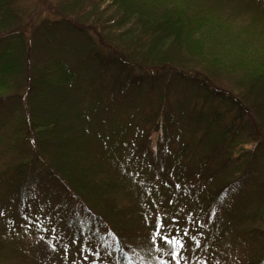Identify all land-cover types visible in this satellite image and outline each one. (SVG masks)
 Instances as JSON below:
<instances>
[{
    "label": "rangeland",
    "instance_id": "rangeland-1",
    "mask_svg": "<svg viewBox=\"0 0 264 264\" xmlns=\"http://www.w3.org/2000/svg\"><path fill=\"white\" fill-rule=\"evenodd\" d=\"M11 6L21 26L0 35V63L19 61L0 98V233L22 237L29 264H264V230L255 228L264 224L251 214L264 208V143L245 144L241 153L233 147L226 161L202 130L211 116L201 115L214 107L222 116L213 132L233 121L232 133L243 140L248 129L225 100L203 98L185 54L170 50L173 64L153 67L151 33L136 20L120 26L122 16L103 0ZM57 60L75 75L69 84L47 85L42 76ZM31 116L45 119L55 136L35 134ZM57 140L85 146L113 176L124 169L144 182L146 221L160 219L157 228L138 238L96 229L41 158L54 155ZM161 211L197 212L201 223L189 229L188 220L170 238L177 227Z\"/></svg>",
    "mask_w": 264,
    "mask_h": 264
},
{
    "label": "trees",
    "instance_id": "trees-1",
    "mask_svg": "<svg viewBox=\"0 0 264 264\" xmlns=\"http://www.w3.org/2000/svg\"><path fill=\"white\" fill-rule=\"evenodd\" d=\"M103 2L110 4L122 16L120 26L136 20L143 25L144 31L151 33L154 40L150 50L155 59L151 62L153 67L173 64L174 56L168 51H182L188 65L193 63L191 68L203 98L223 99L228 105L226 110H234L238 124L248 129L243 134V140L236 132L232 133L236 128L233 121L228 126L219 127L217 131L211 130L214 124L219 126L216 124L218 117L214 107H210L209 113L201 115V118L211 116V121L202 130L211 134L212 145L220 147L217 150L220 149L226 161L232 160L230 149L233 147V151L241 153L248 149L245 144L264 143V0ZM20 26L11 0H0V35L19 32ZM152 50L155 51L154 56ZM10 53L11 49L3 56ZM18 64L16 59H5L0 63V98L10 90L9 76L16 74ZM181 74L183 77H190L182 71ZM74 75L64 61L57 60L43 74L42 81L47 85L63 86L69 84ZM31 119L35 134L45 138L55 136L52 126L42 122L45 119L40 121V118L36 119L34 116ZM218 119H222V116ZM246 123L249 124L245 125ZM57 138L61 137L58 135ZM68 140L56 141L58 146L48 161L42 156L41 158L49 167L50 173L60 179L78 204L91 213L96 229L118 237L119 234H132L137 238L142 237L145 231L155 230L160 219L154 223L146 221L142 194L146 184L136 180L121 166L123 175L113 176L102 168L101 163L97 162L85 146H64ZM186 147H182L181 154L186 151ZM71 149L75 151L74 154L70 152ZM179 160L178 156L176 161ZM76 163L79 167L74 166ZM205 163L202 161L201 166ZM216 192V195L209 196L213 204L220 196L221 189ZM175 193L173 192L172 200ZM251 214L264 224V208H256ZM160 215L166 225L175 224L177 227L171 229L173 233L170 230L166 234L170 238L177 237L175 232L179 227L183 228L188 220L193 222L189 229L201 223L197 212L191 218L183 217L179 211L172 214L171 211L168 214L161 211ZM255 228L264 230L257 226ZM21 238L19 234L0 233V264L30 263L27 249L20 243ZM117 255L118 261L123 262L121 245L117 248Z\"/></svg>",
    "mask_w": 264,
    "mask_h": 264
},
{
    "label": "snow or ice",
    "instance_id": "snow-or-ice-1",
    "mask_svg": "<svg viewBox=\"0 0 264 264\" xmlns=\"http://www.w3.org/2000/svg\"><path fill=\"white\" fill-rule=\"evenodd\" d=\"M177 243H178V241H177Z\"/></svg>",
    "mask_w": 264,
    "mask_h": 264
}]
</instances>
